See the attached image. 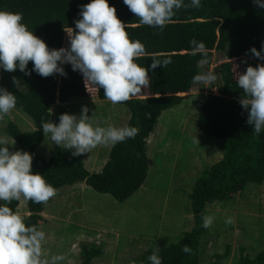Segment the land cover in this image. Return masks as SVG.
Here are the masks:
<instances>
[{
    "label": "trees",
    "instance_id": "1",
    "mask_svg": "<svg viewBox=\"0 0 264 264\" xmlns=\"http://www.w3.org/2000/svg\"><path fill=\"white\" fill-rule=\"evenodd\" d=\"M89 0H0V9L20 12L23 21L34 35L41 38L50 49H59L69 44L67 27L75 31L74 21L79 19V6ZM116 9V16L126 24L130 39L143 43L145 54L136 62L145 68L152 57H170L167 66H157L148 71V83L140 92L122 103L130 110L126 125L137 128L134 138L111 146L108 160L99 172L91 173L80 156L67 157L56 145L46 158L37 148L43 140L41 121L50 120L48 109L56 103L65 104L74 98H85L88 89L81 73L73 71L69 64L62 67L66 76L53 74L41 77L31 72L32 62L27 68L30 75L18 69L14 72L0 70V87L13 92L16 106L32 120V131L21 130L9 121L6 133L17 143V149L32 154V171L40 173L55 189L84 182L98 193L109 194L123 202L131 197L145 182L149 161L147 138L163 111L179 104L189 93L194 75L200 73L199 55L193 56L189 40L203 41L208 53V64L212 61V49L223 51L226 61L221 64L222 88L218 95L208 94L199 115V128L209 136L221 140L225 146L222 158L197 178L190 193L194 225L183 234L181 240L159 248L162 264H200L199 247L205 228L201 227V214L213 201H227L238 194L249 183L264 181V132L258 137L246 123L247 113L238 103L241 90L236 86L238 65L242 73L248 65L264 63L253 57L249 50H260L264 41V9L257 8L252 0H201L199 8H181L167 23L163 31L141 25L123 0H108ZM188 3V0H185ZM247 53V55H246ZM233 59H237L234 61ZM13 77L18 81L13 83ZM182 94H185L182 96ZM96 97L105 99L103 89L96 87ZM61 113H68L62 108ZM46 204L26 201L28 214L24 216L26 226L37 224ZM19 201L9 207L17 212ZM188 245L191 253L182 251ZM153 249L131 258L136 264H149L147 257ZM228 254V250L226 252ZM104 254L103 246L84 245L81 262ZM129 262V261H128ZM216 264V263H214ZM234 264H264V248L255 257L243 255Z\"/></svg>",
    "mask_w": 264,
    "mask_h": 264
},
{
    "label": "rangeland",
    "instance_id": "2",
    "mask_svg": "<svg viewBox=\"0 0 264 264\" xmlns=\"http://www.w3.org/2000/svg\"><path fill=\"white\" fill-rule=\"evenodd\" d=\"M65 38H68L66 32ZM67 41L64 47H67ZM223 51L212 49V61L200 65L202 72L217 75L214 86L193 81L184 99L176 106L162 112L147 138L149 161L148 176L144 184L128 199L120 202L109 194L98 193L84 182L56 189V195L41 213L40 225L46 232L45 250L49 255L64 253L63 264H79L84 245L103 246L104 254L91 264H128L131 258L146 251L177 242L194 225L190 193L197 178L205 169L219 161L225 151L223 142L204 133L198 125L200 107L208 94L218 95L222 88L221 64ZM236 61L237 59H233ZM236 75L240 73L235 65ZM88 95L74 98L65 104L51 106L50 120L58 123L61 109L79 115L82 106L87 115L100 119L103 126L126 125L130 110L122 103L113 105L96 97V86L85 81ZM185 94H182V96ZM9 121L23 131L34 129L31 118L15 106L0 120V133L11 142L6 133ZM196 135L198 144H193ZM54 144L44 137L38 152L48 158ZM111 145L97 146L82 154L85 167L91 173L99 172L108 160ZM17 150V143L11 146ZM67 157H73L68 150ZM94 193V194H92ZM17 212L28 214L26 201L21 198ZM205 214L215 216L214 223L201 238L200 264H234L243 255L251 258L264 248V181L249 183L227 201H213L206 205ZM234 223L226 225V217ZM228 250V254L226 253Z\"/></svg>",
    "mask_w": 264,
    "mask_h": 264
},
{
    "label": "clouds",
    "instance_id": "3",
    "mask_svg": "<svg viewBox=\"0 0 264 264\" xmlns=\"http://www.w3.org/2000/svg\"><path fill=\"white\" fill-rule=\"evenodd\" d=\"M252 3L264 9V0H252ZM123 4L135 14L139 24L163 31L178 10L199 8L201 0H188V3L185 0H123ZM79 9V19L74 21L75 31L70 27L64 29L69 44L59 49H50L34 35L33 29L22 22V13L0 9V70L14 72L18 69L30 75L27 65L31 61V72L41 77L66 76L62 65L69 64L85 81L102 88L104 98L115 105L126 102L147 85L148 71L172 62L170 57H152L148 68L138 64L136 60L145 54L144 45L129 38L126 24L117 18L116 9L108 0H89ZM188 43L191 54L201 57L198 64L208 63L204 42L193 38ZM247 51L264 61V41L259 51L255 47ZM193 80L215 91L216 87L211 86L217 80L215 73H198ZM17 81L13 77L15 85ZM236 86L241 90L238 103L247 113L246 123L258 137L264 132V63H257L255 67L248 65L242 73H237ZM16 102L13 92L0 87V120L11 113ZM88 111L87 106H82L79 115L60 114L58 123L42 120L44 140L70 151L72 156H80L97 146H115L137 134L134 126H103L94 115L95 111L91 116L87 115ZM48 113L51 115L52 110L48 109ZM14 143L0 133V264H63L64 253L49 255L46 252V232L39 222L26 226L25 218L9 207L12 201L21 198L46 204L56 195V189L44 175L33 173L32 154L20 149L12 151ZM192 143L198 144L196 135ZM201 220V227L208 229L215 216L202 213ZM224 223L229 225L234 220L229 216ZM182 251L191 253L188 245H184ZM147 260L149 264H162L159 248L153 249ZM128 264H136V261L130 259Z\"/></svg>",
    "mask_w": 264,
    "mask_h": 264
},
{
    "label": "crops",
    "instance_id": "4",
    "mask_svg": "<svg viewBox=\"0 0 264 264\" xmlns=\"http://www.w3.org/2000/svg\"><path fill=\"white\" fill-rule=\"evenodd\" d=\"M84 161V160H83ZM107 161V160H106ZM104 165V164H103ZM103 167V166H102ZM87 186V185H86ZM92 194H94V193H92ZM95 195V194H94Z\"/></svg>",
    "mask_w": 264,
    "mask_h": 264
}]
</instances>
